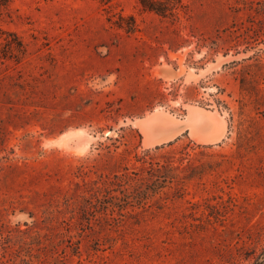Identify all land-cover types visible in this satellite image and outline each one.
<instances>
[{
    "label": "rangeland",
    "instance_id": "rangeland-1",
    "mask_svg": "<svg viewBox=\"0 0 264 264\" xmlns=\"http://www.w3.org/2000/svg\"><path fill=\"white\" fill-rule=\"evenodd\" d=\"M182 1L0 6V264L262 263L264 0Z\"/></svg>",
    "mask_w": 264,
    "mask_h": 264
},
{
    "label": "bare ground",
    "instance_id": "bare-ground-1",
    "mask_svg": "<svg viewBox=\"0 0 264 264\" xmlns=\"http://www.w3.org/2000/svg\"><path fill=\"white\" fill-rule=\"evenodd\" d=\"M191 108V107H190ZM153 112H156V111H153ZM152 112V113H153ZM190 114H189V120H188V123L186 124V128H189V129H191L190 131H192V132H194L195 134H197L198 135V137H199V134L198 133H200L201 132V128H202V126H203V129H204V126L206 127V126H209L206 130H203L202 132H205L204 133V135L203 136H201V138H202V140H205V141H214V140H216V139H218L219 138V136L218 135H215V134H213V133H211V131H210V129H211V127L210 126H212L211 125V123H210V121L211 120H213V116L211 115V114H209L208 112H203L201 109H199V108H193V109H191L190 110V112H189ZM156 114V113H155ZM160 114V113H159ZM162 114V113H161ZM157 115V114H156ZM156 115H152L151 114V116H148V117H146V119H145V117L143 118V119H139L138 121L137 120H134V122L135 121H137V125H140L141 127H142V129H143V133H144V135H146V139L149 141V142H145V143H151L150 141H152L153 139L155 140V138H151V137H153V136H155L156 134H158L157 136H159V131H157V132H154V130H153V121L156 119ZM165 116V115H164ZM163 117V116H162ZM166 119H167V117H165ZM159 119H160V117H159ZM159 119L158 120H156V121H159ZM155 121V122H156ZM157 125L159 124V123H156ZM164 124V123H163ZM156 125V126H157ZM140 127V128H141ZM158 127V126H157ZM157 127H156V129H157ZM168 127V126H167ZM81 130V129H80ZM178 131H179V129H177ZM212 130V129H211ZM75 131V130H74ZM191 132V133H192ZM213 132V131H212ZM75 133H76V131H75ZM80 133V132H79ZM109 133V132H108ZM165 136L163 137L164 139L163 140H167L168 138H170V137H172V136H174L176 133H177V131H171V130H166V132H162ZM201 134H203V133H200V135ZM68 134H65V133H63L61 136L62 137H66ZM161 135V134H160ZM156 136V137H157ZM161 136H163V135H161ZM158 138V137H157ZM162 138V137H161ZM200 138V137H199ZM200 138V139H201ZM145 139V140H146ZM150 139H152V140H150ZM159 139V138H158ZM51 140H53V139H51ZM50 140V141H51ZM56 140V139H55ZM153 140V143H155L156 141H154ZM157 140V139H156ZM160 141V140H159ZM162 141V140H161ZM52 142H54V141H52ZM58 142V141H57ZM204 142V141H203Z\"/></svg>",
    "mask_w": 264,
    "mask_h": 264
},
{
    "label": "trees",
    "instance_id": "trees-1",
    "mask_svg": "<svg viewBox=\"0 0 264 264\" xmlns=\"http://www.w3.org/2000/svg\"><path fill=\"white\" fill-rule=\"evenodd\" d=\"M101 2H109V0H99ZM138 3L141 5V7L144 10L154 12L161 16H168V15H175V11L179 7H183V1L182 0H137ZM9 0H0V6H6L8 4ZM243 122L241 121L239 123V138L240 140L248 139L250 131L247 126L242 127ZM199 147V146H197ZM191 148L194 149V147L191 146ZM167 164H172V160L167 161ZM158 163V162H157ZM264 264V260L262 263Z\"/></svg>",
    "mask_w": 264,
    "mask_h": 264
}]
</instances>
